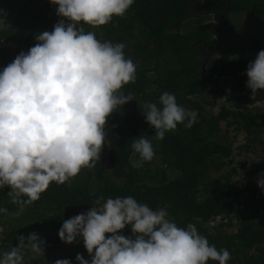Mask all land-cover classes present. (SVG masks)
I'll return each mask as SVG.
<instances>
[{"label":"trees","instance_id":"16d2710c","mask_svg":"<svg viewBox=\"0 0 264 264\" xmlns=\"http://www.w3.org/2000/svg\"><path fill=\"white\" fill-rule=\"evenodd\" d=\"M204 1L135 0L123 17L96 29L84 26L102 41L126 45L125 56L137 73L122 91L133 101L109 117L94 167L82 169L64 185L51 184L19 215L8 196L11 189L0 191V208L8 210L0 214V253L16 246L19 236L36 232L45 240V254L25 253V264H55L58 259L76 264L78 253L90 261L82 240L71 245L60 241L63 222L90 210L101 196H133L154 209L167 207L180 227L194 224L210 244L231 253L228 264H264V192L255 179L264 173V107L257 106L264 91L252 98L242 81L232 86L214 73L219 63L207 49L214 35L205 26L212 19L191 12L193 4ZM219 1L229 3L225 9L232 14H245L262 2ZM57 7L50 0H0V43L6 45L0 47V70L35 46L37 34L53 30L62 19ZM165 91L199 115L192 128L178 125L158 140L145 121L143 105L157 102ZM215 98L226 102L217 115L208 111ZM232 132L245 133L239 146ZM139 136L153 144L150 162L139 163L131 147ZM240 152L259 160L240 161ZM121 234L132 236L130 228Z\"/></svg>","mask_w":264,"mask_h":264},{"label":"clouds","instance_id":"9594fccd","mask_svg":"<svg viewBox=\"0 0 264 264\" xmlns=\"http://www.w3.org/2000/svg\"><path fill=\"white\" fill-rule=\"evenodd\" d=\"M50 3L58 6L62 19L51 32L37 34L35 46L0 70V191L11 189L8 196L18 206L16 215L51 184L64 185L82 169L94 167L109 117L133 101L122 91L137 73L136 64L125 56L126 45L102 41L84 26L96 29L123 17L135 0ZM246 76L252 98L264 91V49L249 62ZM262 100L258 107H264ZM143 108L158 140L178 125L192 128L199 115L168 91ZM131 147L139 163L155 156L149 138L139 136ZM257 186L264 192V173L258 174ZM7 211L0 208V214ZM82 212L65 220L58 231L66 245L83 241L91 259L78 253L76 264H228L231 259L227 249L210 244L194 224L180 227L167 207L154 209L133 196H101ZM126 228L132 236L121 234ZM28 252L45 254V240L36 232L19 236L16 246L0 253V264H25ZM55 264L72 261L58 259Z\"/></svg>","mask_w":264,"mask_h":264},{"label":"flooded vegetation","instance_id":"af4514ba","mask_svg":"<svg viewBox=\"0 0 264 264\" xmlns=\"http://www.w3.org/2000/svg\"><path fill=\"white\" fill-rule=\"evenodd\" d=\"M204 2L205 3L193 4V6L191 7V12L193 15L210 16L212 19L211 21L207 22L205 26L206 28L211 27L214 35L212 43H210L207 47V49L210 50L209 56L212 58V60L219 63V67L218 69H215L214 73L219 77H221L223 81L225 79L232 80V82L230 83L232 86H234L235 83H237V81H242L245 84V91L246 92L251 91L246 87V83L248 79L246 76V70L249 62L253 61V59L247 54H243V55L221 54V52H219L217 49L218 40H217L216 30L220 28L221 23L225 20L228 21L231 26H233L234 31L238 34L244 31L247 21L252 16H255L256 18H260L264 22V0H262L261 3H258L255 6L253 5V7L243 15L239 13L232 14L230 11L228 10L226 11L225 7L229 8V3L222 2L219 0H211V1L206 0ZM236 16L241 17L240 22L238 18H236ZM223 28L225 29V27H221L222 30ZM245 55H247L248 58H246ZM247 60L249 61L247 62ZM203 65L205 67L206 65L205 60L203 62ZM259 93L260 92H258L257 94ZM263 97L264 95L261 98Z\"/></svg>","mask_w":264,"mask_h":264},{"label":"water","instance_id":"95a60500","mask_svg":"<svg viewBox=\"0 0 264 264\" xmlns=\"http://www.w3.org/2000/svg\"><path fill=\"white\" fill-rule=\"evenodd\" d=\"M223 28V30L221 29ZM226 32V33H225ZM217 49L221 54L249 55L255 60L258 52L264 49V22L260 18L252 16L246 23L244 31L236 33L228 21H223L216 30ZM202 72H205L204 65Z\"/></svg>","mask_w":264,"mask_h":264},{"label":"rangeland","instance_id":"374dc122","mask_svg":"<svg viewBox=\"0 0 264 264\" xmlns=\"http://www.w3.org/2000/svg\"><path fill=\"white\" fill-rule=\"evenodd\" d=\"M243 15V14H242ZM236 18H238L239 22L241 20V17L240 16H236ZM239 25V24H238ZM3 46H6L4 43H0V47H3ZM224 81H227V82H231L232 80H224ZM226 103L224 102L223 99L219 100V99H213L212 102H211V105L208 106L209 108V112L211 114H214V115H217L219 113V111L221 110V107L223 106V104ZM231 136H237L236 138V146H239L242 142H244V138H245V134L244 133H239L238 135L234 132L231 133ZM239 159L240 161H243V160H249L251 163H254V162H257L259 159L256 158V156L252 155V154H246V153H239ZM236 166V164L234 165V167ZM228 171V169L226 170ZM220 175H217V177H219ZM256 180L258 179V176L255 178ZM87 211H83L82 213H86ZM233 231V230H232Z\"/></svg>","mask_w":264,"mask_h":264}]
</instances>
